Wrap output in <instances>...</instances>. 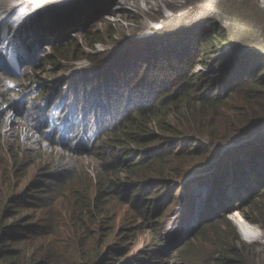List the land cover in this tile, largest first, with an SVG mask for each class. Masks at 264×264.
I'll return each instance as SVG.
<instances>
[{"label":"rangeland","instance_id":"rangeland-1","mask_svg":"<svg viewBox=\"0 0 264 264\" xmlns=\"http://www.w3.org/2000/svg\"><path fill=\"white\" fill-rule=\"evenodd\" d=\"M37 1L0 0V18L10 22L7 26L22 22L11 36L16 47L13 50L16 49L20 58L18 64L15 60L18 71L15 68L14 74L0 69V214L6 212L3 219L10 218L9 222L16 221L17 216L46 219L52 214L50 222L40 224L56 226L54 233L44 240L47 245L56 242L55 248L68 264L81 262V254L76 251L80 243L88 244L85 250L90 249L89 254L97 248L106 253L109 246L121 240L127 248L128 260L140 259L143 264H217L228 247L234 251L223 258L226 264H264V189L254 204L250 197L257 194L237 192L230 175L227 201L213 191L215 173L231 171L233 158L246 160L248 150L264 143V123L239 135L219 136L211 148L214 153L218 151L215 158L210 163L205 159H190V164H194L192 172L181 181L175 178L183 167H178L172 159L157 167L165 169L164 176L154 172L138 178L139 170L134 169L133 162L141 161L137 156L143 148L128 141L123 133L105 131L107 134L94 147L91 145L93 139L104 133L102 124L100 133L96 134L97 120L116 118L129 102H138L146 109L143 104H150L157 92L158 96L172 95L188 76L193 88L186 94L197 97L194 86L199 88L200 76H223L229 55L240 58L248 54L249 62L261 60L264 64L261 0H72L54 8L56 12L50 8L37 10L21 20V15L26 10L31 12ZM4 2L8 5L5 10L1 7ZM210 19L218 26L212 46L199 47L192 33L191 39L178 37L180 32H190ZM3 26L0 37L7 34ZM201 29L193 31L199 33ZM222 35H226V41L218 42ZM152 37H159V42L147 40ZM13 62L14 59L9 61L12 66L8 67H13ZM118 65L129 75L140 76L139 82H144L140 89L153 98L141 103L135 100L142 95L139 89L128 88L131 82L120 79L115 83L114 77L103 76L112 72L123 76V71L117 70ZM179 68L180 72L184 70V77L179 75ZM138 69L140 74L136 73ZM154 78L162 80L160 86L159 82L145 86V82ZM121 87L124 89L116 92ZM207 93L206 90L204 94ZM120 94H127L128 98L123 96L120 102L117 99ZM8 100H15L14 107ZM224 104L228 106L229 100ZM177 108L169 105L168 113L153 119L150 128L158 141L149 144L145 154H170L196 144L192 142L193 131H202L196 124L201 122L194 115L197 109L187 111L186 103L179 106L182 111ZM223 114L231 117L227 111ZM167 116L169 125L162 130ZM74 127L85 140L88 134L92 135L86 155H74L58 147L57 137L61 142L67 141L70 128ZM176 133L183 134L177 139L180 143L167 144ZM162 137L169 139L160 140ZM196 138L201 142L206 140L205 136ZM84 142L80 138L77 145L84 148ZM103 162L111 165V170L121 166V173L112 178H118L122 186L114 193L116 201L109 207V216H98L97 224L87 219L85 226L90 228L93 238L84 232L74 235L68 212L70 203L71 206L75 203L73 192L81 194L78 200L85 194L88 201L97 199L98 171ZM60 168H73L75 176H71L54 199L57 191L54 192L52 176ZM163 177L167 182H161ZM86 190L88 193H84ZM27 193L32 205L15 209L16 201L20 202ZM35 203H47L44 205L48 207L42 210ZM211 203H214L212 210L207 213ZM13 205L14 209H9ZM141 208L142 214L147 210L149 217L140 216ZM252 210L260 214L256 216ZM220 213L224 226L207 227L206 222ZM237 219L246 221L253 232L244 235L235 223ZM256 220L262 223H254ZM227 223L235 232L229 230ZM236 234L241 242L232 243ZM28 252L32 254L31 249ZM0 264L4 262L0 260Z\"/></svg>","mask_w":264,"mask_h":264},{"label":"trees","instance_id":"trees-1","mask_svg":"<svg viewBox=\"0 0 264 264\" xmlns=\"http://www.w3.org/2000/svg\"><path fill=\"white\" fill-rule=\"evenodd\" d=\"M213 19L205 21L201 27V32H195L193 30L197 29L196 27L191 29L190 32H180L178 37L191 39L189 34L192 33L193 39L198 42L199 47L212 46V40L215 44L213 35L216 36V31L218 26L214 23ZM188 31V30H187ZM221 33L222 30H220ZM170 36H174L171 34ZM227 39L222 35L221 38L218 39V42H225ZM150 42L157 43L160 38H148ZM92 43V41H90ZM180 47L181 44H177ZM61 49H59L60 51ZM188 54V52H187ZM227 65L226 70L223 73V76H200V86H194V95L197 97H192L189 94L193 86L190 83L189 76L185 78L172 95H164L163 93L158 96V92L154 99H151L150 104H143L146 109H144L141 104L138 102H129V106L126 108L124 106V111L116 114V118L97 120L98 126L96 134H99L103 124V129L101 135L92 140V135L87 136L85 140L84 137H81V131L77 128H70L69 138L67 141L61 142L58 138V147L62 149H66L67 152L76 155V153H81L80 155H86V151L90 147L89 142L92 140L93 147L95 143L102 137L103 134H115L120 135L123 133L126 135L128 141H133L139 146H142V151L138 154L137 157H141V161L138 162L136 160L133 162L134 169L139 170L138 178L147 177L150 173H160V175L164 176L165 169L158 170V165L165 164L166 162L175 161L178 164V167L183 170L176 174L177 180L184 179L190 172L191 166L194 164H190L191 161H194L197 158L205 159V162L210 163L215 156L218 154V151L215 153L211 151V148L214 147V144L219 136H232L239 135L242 132L250 130L253 127L261 125L264 123V78H261V74H264V64L260 62L261 60H252L249 62L248 54L242 55L240 58H234L233 56H227L226 58ZM117 70L123 71L124 75L120 76L117 72H112L111 75L108 73L103 74L104 77H114L115 83H118L120 79L124 80L128 85V88L137 87L142 93L141 97L135 99L139 102H143L149 98H153L150 96L145 89H140V86L144 84V82H139L140 76H131L127 72H125L124 68H120V65L117 66ZM115 69V71H117ZM136 73L140 74L139 69ZM178 73L181 77L185 76L184 70L180 72V68L178 69ZM190 75V74H189ZM133 77V79H132ZM138 77V78H137ZM146 77V76H144ZM159 79L154 78L153 80H148L145 82L146 85H154L159 82ZM165 84H170V81L163 80ZM120 90H116L121 92ZM202 90V91H200ZM208 91L209 94H204L205 91ZM200 91V94L198 93ZM111 92V89L108 90ZM184 93V94H183ZM15 95H18L15 93ZM102 96L101 94H98ZM123 96H127V94L121 95L117 99L121 102ZM158 96V97H157ZM187 96V97H186ZM183 97V98H182ZM182 98V99H181ZM18 97L15 98L17 100ZM15 100H8L9 105L14 107ZM229 100L230 104L226 106L224 101ZM182 103H186L187 111H193V109H197V112H194V115L199 117V121L196 124L201 128L202 131H193L192 134L194 137L192 138V142L196 143L193 146H188L187 148L181 149V151L174 150L170 154H159L161 152H154L153 154H145L147 151V147L152 144H155L158 141L156 135L152 134L151 125L153 119L155 117H160L163 113H168L169 105H174L178 107L177 110H180L179 106ZM148 105V106H146ZM155 107V109H154ZM230 113L231 117L225 116L223 113ZM184 113V112H182ZM194 120V118H192ZM202 122L204 124H202ZM161 124V123H160ZM194 124V125H196ZM169 125L168 116L166 117V122L162 123L161 129H165L166 126ZM205 129V131H204ZM188 130V129H187ZM107 133H106V132ZM71 133L73 135H71ZM188 133V132H184ZM182 133H176L175 138L168 140L164 137L160 138V140H168L166 143L172 144L180 143V139L182 137ZM197 136H205L206 140L201 142ZM94 137V136H93ZM80 138H83L85 141L82 147L77 145V142L80 141ZM89 145V146H88ZM72 146V147H71ZM80 148V149H78ZM106 148V147H105ZM180 150V149H179ZM211 154H210V153ZM246 160H235L233 158L232 170L224 169L223 171L215 173V177L213 180L214 183V192H219V198L223 201H227V194L230 191V183L228 178L231 175V178L235 180L234 189L241 193L250 192V194H257L252 198L253 203L255 204L258 198L263 195L264 189V143L255 144L250 150L247 151ZM174 162V163H175ZM112 166L108 165L107 162H103L99 166V179L96 185L97 189V199L94 201L86 200L88 194H85V197L81 200L77 192L74 195L75 203L71 206L69 212V220L74 224V229L70 227V230L76 235L77 233L84 232L85 235L93 238V233L90 231V228L86 227L87 219H89L90 223L97 224L98 216H109V207H111L115 203L114 193L121 188V184L118 182L119 179H113V176L119 175L121 170L119 166L116 170H111ZM178 167L176 168L178 170ZM127 168V167H126ZM234 169V171H233ZM73 168H60L55 171L52 176L53 179V189L55 195L53 198H57L59 193H61L64 185L70 182V178L72 175L75 176V173L72 172ZM127 171V170H126ZM144 174V176H143ZM162 183L167 182L166 177L161 179ZM250 183V184H248ZM58 184V185H57ZM248 184V186H247ZM247 186V187H246ZM246 187V188H245ZM84 193H88L86 190ZM29 193L24 197H21L22 200L20 202L16 201L15 205L10 206L9 209L20 208V206H29L30 198H27ZM34 197V196H31ZM114 197V200L113 198ZM52 198V199H53ZM92 198V197H91ZM51 199V200H52ZM112 199V200H110ZM50 200V201H51ZM32 201V200H31ZM52 202V201H51ZM47 203H41L36 207H40V209H46L48 206L44 205ZM211 203L208 206L207 213L212 210ZM252 204V203H251ZM252 204V205H254ZM256 207V205H255ZM5 208V206H4ZM3 208V209H4ZM2 209V210H3ZM253 214L258 216L260 211L252 210ZM12 213V212H11ZM262 213V212H261ZM6 212H2L0 214V260L4 262V264H68L64 261V257L59 254L56 242H49L47 245V240H44L48 237V234H53L56 226L48 227L45 225H40L44 221H51L52 214L48 215L46 219L43 216H40L37 219L34 217L31 218H20L16 217V221L9 222L10 218L3 219ZM140 216L149 217L148 211H144L142 214V208L140 210ZM162 214H159V217ZM9 217V216H7ZM106 217V216H104ZM221 213L217 214L214 218L207 221V227H214L215 224H219V226H224L223 221L221 219ZM225 219V218H224ZM261 221H254V223H260ZM262 223V222H261ZM229 230L235 232V229L231 228L230 223H227ZM76 230V231H75ZM241 242L240 238L235 235L232 243L234 241ZM235 241V242H236ZM47 245V246H44ZM85 247H88L86 243H80L78 247H76V251L81 254L79 264H143L144 261L137 260H128L127 258V248L124 247V242L121 240L119 244H115V246H109L108 252H104L103 249L97 248L96 252L90 253V249L85 250ZM232 247H228L225 249L224 256H221V259L217 260V264H226V260L223 259L227 255L233 253L234 250ZM32 250V254H29V250ZM105 254L104 256L102 254ZM78 264V263H77Z\"/></svg>","mask_w":264,"mask_h":264},{"label":"bare ground","instance_id":"bare-ground-1","mask_svg":"<svg viewBox=\"0 0 264 264\" xmlns=\"http://www.w3.org/2000/svg\"><path fill=\"white\" fill-rule=\"evenodd\" d=\"M68 1L70 2L72 0H39V1L34 3V5L36 6L34 8V10L31 11L30 9H32V8L31 7L29 8V10L32 13L31 12L28 13V10H26V12L23 15H21L22 17L20 19L22 20V18H28V17L32 16V14L35 11L43 10V9H46V8H48V10H49V8L52 9L51 12H56V10H53L54 8L56 9L58 6L63 7L65 4H67ZM75 1H78V0H75ZM261 3L264 5V0H261ZM1 7H2L3 10H5L8 7L7 2H4V5L1 6ZM49 15L51 16V14H49ZM5 21H6V18H0V28H1L2 25L7 26V23H10V22H5ZM21 23L22 22L19 20L16 24L11 26L12 28L8 27V26L7 27H4V26L2 27L3 30L7 31V34H6L5 37L9 38V42L5 46L3 54H0V69L6 70V71L8 69L12 73H14L13 71H15V68L18 71V67H17L18 65H16V62L18 64L20 62L19 61L20 58H19V55H18V53H17V51L15 49L16 47L14 46V43H13L14 41H13V38L11 36L14 34L13 32H15V29L17 27H19ZM17 30H18V28H17ZM17 30H16V32H17ZM151 30L152 29L148 30L147 32H149ZM22 31H23V29H22ZM147 32H145V33H147ZM13 47H15L14 48L15 51L13 50ZM12 59H14L13 67H8V66H12V65H9V61H11ZM15 60H16V62H15ZM194 177H191V178H194ZM197 187H201V186L199 185ZM235 223L239 226V228H241L244 231V235H249V234H251V232H253L252 227H250L249 224H247L246 221L241 220V219H237L235 221Z\"/></svg>","mask_w":264,"mask_h":264},{"label":"snow or ice","instance_id":"snow-or-ice-1","mask_svg":"<svg viewBox=\"0 0 264 264\" xmlns=\"http://www.w3.org/2000/svg\"><path fill=\"white\" fill-rule=\"evenodd\" d=\"M9 38L0 37V54H3L5 46L8 44Z\"/></svg>","mask_w":264,"mask_h":264}]
</instances>
